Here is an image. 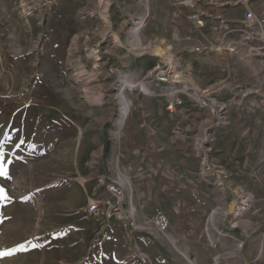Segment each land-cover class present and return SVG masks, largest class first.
Wrapping results in <instances>:
<instances>
[{
	"label": "rangeland",
	"instance_id": "1",
	"mask_svg": "<svg viewBox=\"0 0 264 264\" xmlns=\"http://www.w3.org/2000/svg\"><path fill=\"white\" fill-rule=\"evenodd\" d=\"M189 1L213 16L253 10L254 33L264 32V0ZM148 2L0 0V264H152L131 256L132 237L126 235L127 247L118 229L112 232L105 217L86 208L99 194L104 143L120 135L128 117L120 129L115 125L124 110L119 88L146 84L159 58L131 48ZM183 6L165 10L166 23L153 34L156 42L171 41L180 57L194 33ZM151 17L152 0L141 32L145 47L160 45L146 36ZM206 18L207 27L217 20ZM225 39L221 49L247 50L239 33ZM147 93L148 85L125 92L129 112L132 98Z\"/></svg>",
	"mask_w": 264,
	"mask_h": 264
},
{
	"label": "crops",
	"instance_id": "2",
	"mask_svg": "<svg viewBox=\"0 0 264 264\" xmlns=\"http://www.w3.org/2000/svg\"><path fill=\"white\" fill-rule=\"evenodd\" d=\"M148 3L140 23L143 42L141 32L150 0ZM177 4L152 0L148 42L162 44L172 55L174 66L189 73L188 80L195 87L204 88L228 77L234 83L243 82L240 91L232 95H245L239 101L228 99L226 93L220 96L227 104V120L220 126L214 125L210 109L187 96L183 105L169 113L166 98L158 95L165 84L150 78L154 67L166 60L159 56L146 75L153 93L134 96L120 135L108 137L110 147L101 160L100 180L106 184L125 177L132 184L126 191L125 206L135 208L139 225L128 250L134 258L141 260L140 252L152 264H213L215 260L219 264H264V99L260 98L264 97V45L254 42L258 45L254 55L245 47L236 53L221 49L226 43L225 30L238 29L233 23L243 21L244 14L224 10L217 16L206 13L217 20L202 30L191 25L193 36L185 38L187 55L175 56L173 43L165 39L156 42L153 34L166 23L163 13L180 9L182 5ZM183 9L186 17L191 10ZM174 16L175 12L167 18ZM222 18L227 22L221 24ZM105 184H99L98 197L110 195ZM243 198L250 208L242 206L241 210ZM156 207L169 217L166 236L150 226ZM115 222L106 221L129 245L126 231Z\"/></svg>",
	"mask_w": 264,
	"mask_h": 264
},
{
	"label": "built area",
	"instance_id": "3",
	"mask_svg": "<svg viewBox=\"0 0 264 264\" xmlns=\"http://www.w3.org/2000/svg\"><path fill=\"white\" fill-rule=\"evenodd\" d=\"M174 3L182 4L188 7L191 12L186 16L192 27L197 30H202L206 24V14L198 9L189 0H174ZM222 23L227 22L224 18ZM257 19L253 10L246 11L243 16V25L238 29L228 28L224 32V36H229L233 32H237L241 35V44H247V50L250 55L256 54L257 46H249L256 40L264 41V32L256 34L253 31L256 25ZM155 69L150 73V78L154 79L157 83L165 84L164 91L158 93V95H164L166 98L165 108L169 113H174L178 106L183 105L185 102L184 96H187L192 101L197 102L201 107L210 109L215 117L214 125L220 126L225 124L227 119L226 115V103L220 98L224 92L226 93H238L240 87L235 86L226 77L219 80H214L207 87L197 88L192 82L187 80L190 77L189 73L175 67L172 60H164L158 63ZM214 90H210L211 88ZM237 89V91H235ZM245 93L241 92V96ZM105 184L104 179L100 180V185ZM105 189L109 192V196H93L88 198L87 211L93 216L105 217L106 221L115 220L126 231L129 237L135 234V231L139 229L138 222H136V210L130 204L125 206L126 191L132 189V184L129 179L122 178L114 180L105 184ZM241 207L244 209L250 208L251 204L243 198ZM150 226L154 228L161 235L166 236V232L170 226L169 217L163 209L156 207L151 215ZM139 256L143 263L149 261V257L144 253L139 252ZM213 264H219L217 260Z\"/></svg>",
	"mask_w": 264,
	"mask_h": 264
},
{
	"label": "bare ground",
	"instance_id": "4",
	"mask_svg": "<svg viewBox=\"0 0 264 264\" xmlns=\"http://www.w3.org/2000/svg\"><path fill=\"white\" fill-rule=\"evenodd\" d=\"M141 23V22H138ZM132 34H133V43L131 44V48L133 50H138L141 53H146L147 51L157 55V56H162L164 59L166 60H170L172 55L170 54V52L167 51V49L162 46V44L158 45V44H152V43H146V47L143 46L140 35L138 34V28L134 27V29L132 30ZM187 80H188V76H186ZM131 81V82H126L124 83L118 91V95L121 97V103H122V108L124 109L123 112L120 113L121 117L117 118V121L115 122V125L119 124L120 127L123 124V122L121 123V118H126V116H128V112H129V100L126 98L125 96V92H127V90H129V88L131 87H139V85H143V86H147V84H145L143 81ZM215 88H211L210 90H214ZM151 93H153V91L151 90ZM203 142V141H202ZM204 145V144H203Z\"/></svg>",
	"mask_w": 264,
	"mask_h": 264
},
{
	"label": "trees",
	"instance_id": "5",
	"mask_svg": "<svg viewBox=\"0 0 264 264\" xmlns=\"http://www.w3.org/2000/svg\"><path fill=\"white\" fill-rule=\"evenodd\" d=\"M109 147L108 139H106V142L104 143V155L109 152Z\"/></svg>",
	"mask_w": 264,
	"mask_h": 264
}]
</instances>
